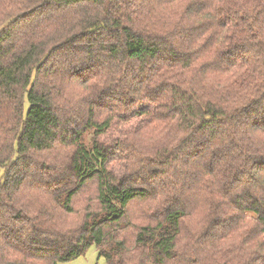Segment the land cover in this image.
<instances>
[{"label": "trees", "instance_id": "16d2710c", "mask_svg": "<svg viewBox=\"0 0 264 264\" xmlns=\"http://www.w3.org/2000/svg\"><path fill=\"white\" fill-rule=\"evenodd\" d=\"M91 247L264 264V0H0V264Z\"/></svg>", "mask_w": 264, "mask_h": 264}, {"label": "rangeland", "instance_id": "374dc122", "mask_svg": "<svg viewBox=\"0 0 264 264\" xmlns=\"http://www.w3.org/2000/svg\"><path fill=\"white\" fill-rule=\"evenodd\" d=\"M117 132L116 134L113 136V138H117V137H122L123 133H124V129H119L117 128ZM121 166H122V161L119 160H114L113 162V171L117 174L120 175L122 173L121 171ZM92 186H88L87 188H84L83 190L85 191L84 194L86 193L87 195L89 194V192L91 191ZM83 196H81L78 200H77V205H82V200H83ZM59 264H106L105 260L103 258H98V254L96 251L95 247H91L85 254L84 256L70 261V262H66V263H59Z\"/></svg>", "mask_w": 264, "mask_h": 264}]
</instances>
